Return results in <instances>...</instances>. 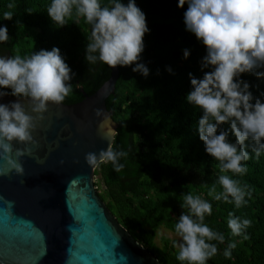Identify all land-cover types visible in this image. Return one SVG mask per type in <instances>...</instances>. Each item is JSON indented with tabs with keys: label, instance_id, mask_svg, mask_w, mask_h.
<instances>
[{
	"label": "trees",
	"instance_id": "obj_1",
	"mask_svg": "<svg viewBox=\"0 0 264 264\" xmlns=\"http://www.w3.org/2000/svg\"><path fill=\"white\" fill-rule=\"evenodd\" d=\"M104 40L99 198L161 264H264V0H0V92L76 104Z\"/></svg>",
	"mask_w": 264,
	"mask_h": 264
},
{
	"label": "water",
	"instance_id": "obj_2",
	"mask_svg": "<svg viewBox=\"0 0 264 264\" xmlns=\"http://www.w3.org/2000/svg\"><path fill=\"white\" fill-rule=\"evenodd\" d=\"M103 44L110 77L76 104L0 92V264H161L96 191L118 128L106 108L118 63Z\"/></svg>",
	"mask_w": 264,
	"mask_h": 264
},
{
	"label": "rangeland",
	"instance_id": "obj_3",
	"mask_svg": "<svg viewBox=\"0 0 264 264\" xmlns=\"http://www.w3.org/2000/svg\"><path fill=\"white\" fill-rule=\"evenodd\" d=\"M96 180V178H95ZM97 193L100 191V188H96ZM165 237L171 240L176 241V248L177 249H181V245H182V237L180 235L174 234L172 232H169L163 228H160L157 231V238L155 240V243L157 245H160V238Z\"/></svg>",
	"mask_w": 264,
	"mask_h": 264
}]
</instances>
